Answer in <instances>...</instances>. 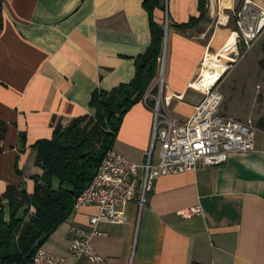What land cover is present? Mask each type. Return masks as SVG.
Instances as JSON below:
<instances>
[{"label": "crops", "instance_id": "obj_1", "mask_svg": "<svg viewBox=\"0 0 264 264\" xmlns=\"http://www.w3.org/2000/svg\"><path fill=\"white\" fill-rule=\"evenodd\" d=\"M144 1L3 0L0 195L8 186L32 194L33 177L41 174L33 146L50 140L57 126L92 115L95 91L110 92L134 80L135 59L152 40ZM245 1L264 10V0H208L205 18L180 31L174 25L199 17L198 0H162L165 10L154 16L164 29L163 113L180 122L194 115L205 99L196 84L203 64L237 33L235 14ZM243 48L237 40L222 53L234 61L230 55ZM160 59L156 79L144 100L125 115L113 146L137 165L146 162L151 149ZM231 61L218 89L231 74ZM238 114L231 119H258L255 113ZM260 129L264 134V124ZM196 207L201 214L182 217ZM120 212L126 222L100 224L104 235L93 240L107 264H264V143L256 142L252 152L230 155L220 166L200 164L195 172L161 177L141 213L136 203ZM97 213L95 205L75 209L42 249L64 257L67 264H88L69 253L70 228L91 231L90 218Z\"/></svg>", "mask_w": 264, "mask_h": 264}, {"label": "trees", "instance_id": "obj_2", "mask_svg": "<svg viewBox=\"0 0 264 264\" xmlns=\"http://www.w3.org/2000/svg\"><path fill=\"white\" fill-rule=\"evenodd\" d=\"M208 0H198L199 17L174 25L180 31L195 28L206 16ZM0 0V30L3 27ZM149 16L151 44L135 59V78L110 92L92 94V115L74 119L55 128L50 140L38 141L32 194L8 186L0 195V264H28L36 251L64 225L75 211L77 198L92 182L107 152L113 149L125 115L144 100L158 75L163 51V25L155 21V12L164 11L162 0H145ZM264 71V59L260 61ZM158 94V88L153 91ZM1 132H4L0 123ZM25 140V137H22Z\"/></svg>", "mask_w": 264, "mask_h": 264}, {"label": "built area", "instance_id": "obj_3", "mask_svg": "<svg viewBox=\"0 0 264 264\" xmlns=\"http://www.w3.org/2000/svg\"><path fill=\"white\" fill-rule=\"evenodd\" d=\"M235 23L237 40L245 48H250L251 43L264 31V10L251 1H245L235 14ZM160 66L159 97L153 109L152 143L146 162L137 165L111 149L92 182L76 200L75 209L84 205L98 208L97 215L90 218L91 231L75 226L70 228L69 253L76 259H87L88 264H107L93 246L94 238L104 235L98 226L123 225L127 218L120 209L131 203H136L141 213L156 180L195 172L200 164L205 167L220 166L232 154L255 150L256 129L252 121L244 123L219 115L223 97L215 89L216 85L203 89L205 99L186 122L163 113V57ZM145 103L147 105L146 100ZM181 214L184 219H191L201 214V209L191 208ZM28 264H67V261L62 256L39 248Z\"/></svg>", "mask_w": 264, "mask_h": 264}, {"label": "rangeland", "instance_id": "obj_4", "mask_svg": "<svg viewBox=\"0 0 264 264\" xmlns=\"http://www.w3.org/2000/svg\"><path fill=\"white\" fill-rule=\"evenodd\" d=\"M238 45L242 44L238 41ZM230 56L234 59L229 62L231 74L223 86L219 89L215 87L223 97L219 115L235 118L238 113L246 117L249 113H255L258 119L252 122L255 129H259L256 142L264 143V134L260 131V125L264 124V71L259 64L264 59V31L251 43L250 48L244 47L237 56ZM257 92L259 93L253 102L252 96Z\"/></svg>", "mask_w": 264, "mask_h": 264}, {"label": "bare ground", "instance_id": "obj_5", "mask_svg": "<svg viewBox=\"0 0 264 264\" xmlns=\"http://www.w3.org/2000/svg\"><path fill=\"white\" fill-rule=\"evenodd\" d=\"M236 41L237 34L231 33L217 53L208 54L199 78L196 81L198 87L205 89L214 86L224 76L227 70L226 62L231 61V59H228L225 55H223L222 50L225 47L234 46Z\"/></svg>", "mask_w": 264, "mask_h": 264}, {"label": "water", "instance_id": "obj_6", "mask_svg": "<svg viewBox=\"0 0 264 264\" xmlns=\"http://www.w3.org/2000/svg\"><path fill=\"white\" fill-rule=\"evenodd\" d=\"M163 34H164V29H163Z\"/></svg>", "mask_w": 264, "mask_h": 264}]
</instances>
